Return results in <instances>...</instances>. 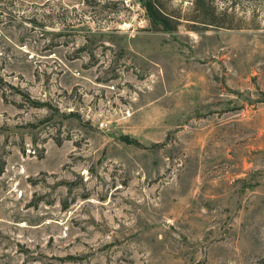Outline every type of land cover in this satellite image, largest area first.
<instances>
[{
    "label": "rangeland",
    "instance_id": "obj_1",
    "mask_svg": "<svg viewBox=\"0 0 264 264\" xmlns=\"http://www.w3.org/2000/svg\"><path fill=\"white\" fill-rule=\"evenodd\" d=\"M189 1L0 0V264H264V0Z\"/></svg>",
    "mask_w": 264,
    "mask_h": 264
},
{
    "label": "trees",
    "instance_id": "obj_2",
    "mask_svg": "<svg viewBox=\"0 0 264 264\" xmlns=\"http://www.w3.org/2000/svg\"><path fill=\"white\" fill-rule=\"evenodd\" d=\"M144 10L149 30L160 32H173L181 22L178 13H166L159 0H138ZM193 11H200L203 6L202 0L189 1ZM173 14V15H172Z\"/></svg>",
    "mask_w": 264,
    "mask_h": 264
}]
</instances>
